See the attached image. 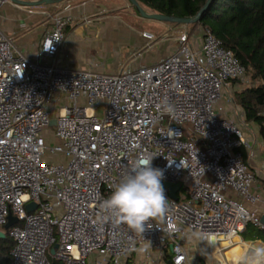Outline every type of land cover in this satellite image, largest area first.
<instances>
[{
  "label": "built area",
  "instance_id": "1",
  "mask_svg": "<svg viewBox=\"0 0 264 264\" xmlns=\"http://www.w3.org/2000/svg\"><path fill=\"white\" fill-rule=\"evenodd\" d=\"M70 20L56 13L32 58L16 54L0 29V230L17 218L5 230L9 264H87L92 254L95 264H125L133 253L149 255L143 264L166 254L169 264H197L194 239L225 264L218 255L247 224L264 231V192L239 150L250 152L251 142L223 114L244 67L202 29L172 34L174 50L151 64L69 68L57 55ZM148 155L162 181L179 187L175 198L165 189L166 216L137 233L104 218L100 205Z\"/></svg>",
  "mask_w": 264,
  "mask_h": 264
},
{
  "label": "crops",
  "instance_id": "2",
  "mask_svg": "<svg viewBox=\"0 0 264 264\" xmlns=\"http://www.w3.org/2000/svg\"><path fill=\"white\" fill-rule=\"evenodd\" d=\"M60 4L62 8L58 13L71 18L64 28L63 43L57 55L60 63L66 67L117 72L123 67L133 68L154 63L175 48L170 37L155 36L154 40H147L142 36L143 32H154L136 26L137 20L143 17L131 11L129 0H63ZM26 7L28 6L13 1L2 5L0 29L11 39L16 54L32 58L37 52L42 35L53 25L52 17L49 19L44 14L31 11L33 7H40L39 5H30L29 9H24ZM137 55L139 57L136 59ZM226 104L223 114L235 120L251 142V153H247V161L256 172L254 187L264 192V141L260 127L245 120L238 104ZM256 240L262 242L260 239ZM192 242L194 248L190 253L191 258L194 261H205L204 255H201L204 252L202 243L195 239ZM135 255L139 258L144 256L142 253ZM164 257L163 260L169 264V255Z\"/></svg>",
  "mask_w": 264,
  "mask_h": 264
},
{
  "label": "trees",
  "instance_id": "3",
  "mask_svg": "<svg viewBox=\"0 0 264 264\" xmlns=\"http://www.w3.org/2000/svg\"><path fill=\"white\" fill-rule=\"evenodd\" d=\"M149 9L164 15L188 18L194 17L207 0H137ZM209 30L222 46L231 50L237 61L244 67L245 73L257 83L246 86L233 93L232 99L243 111L246 121L259 125L264 141V0H209L195 23ZM237 81L233 80L232 82ZM247 160V151L239 149ZM6 236L0 239V264H9L13 240ZM244 240L260 239L264 242V231L247 224L241 233ZM242 240L243 242H245ZM234 242V241H232ZM243 242L235 241L226 248L227 263L235 264V256L240 252L236 246ZM229 241L221 243L222 246ZM223 254V255H224ZM220 255L224 260V256ZM198 264H205L198 259ZM131 258L125 264H129ZM108 264V263H107Z\"/></svg>",
  "mask_w": 264,
  "mask_h": 264
},
{
  "label": "clouds",
  "instance_id": "4",
  "mask_svg": "<svg viewBox=\"0 0 264 264\" xmlns=\"http://www.w3.org/2000/svg\"><path fill=\"white\" fill-rule=\"evenodd\" d=\"M153 157H140L130 172L112 187L110 195L100 205L104 218L143 233L149 221L166 216L170 203L162 184L164 172L152 167ZM201 239L213 244L210 236ZM235 264H264V242L243 247L235 256Z\"/></svg>",
  "mask_w": 264,
  "mask_h": 264
},
{
  "label": "rangeland",
  "instance_id": "5",
  "mask_svg": "<svg viewBox=\"0 0 264 264\" xmlns=\"http://www.w3.org/2000/svg\"><path fill=\"white\" fill-rule=\"evenodd\" d=\"M10 2H11V0H4V2L2 4H0V7L2 5H4L5 3H10ZM59 4H60V2H54V3H50V4H41V5H39L40 7H38V8L37 7H33L32 9H44L46 11L44 16L50 19L51 17H53L56 13H58L61 10L62 5L61 4L59 5ZM140 5L148 12L153 11V10L149 9L148 7H145L142 4H140ZM130 8L132 9L131 11H133L137 15H139V13L132 6H130ZM24 9H29V6L24 8ZM137 21L138 22L136 23V26L139 29H144L145 28V29H147L149 31L154 32V35L155 36H159V38L160 37L161 38H165L164 36H166V37H170L171 40H172V34H175V33L179 32L180 30H185L189 34H191L192 36H199V34L201 33V31L203 29L198 24H179V23H173V22H162V21H158V20H155V19H151V18H141V19H139ZM160 27H164V28L162 29ZM164 32H166V33H164ZM175 45H176V43H175ZM138 57H139V55L136 56V59ZM254 83H257V81L252 79L250 74L245 73L244 76L241 79L233 82L234 85H233V87H231L232 91L230 93L232 95V93H234V91L240 90V89H242V88H244L246 86L253 85ZM66 103H67V101H65L64 104H66ZM59 105H62V101H60ZM52 129H53V127H52ZM50 143L52 144V141ZM241 238L242 237H239V236L238 237H233V239L231 241H234V242L237 241L238 242V240H239V241L243 242L242 241L243 238L242 239ZM244 241L245 242H243L241 245L236 246V248H238L240 251L242 250L243 247H245L247 245L259 242L257 240H255L256 242H251L253 240H244ZM233 244H236V243H233ZM198 246H199V248H201V245H198ZM203 250L205 252V247L203 248ZM225 251H227V249ZM225 251H224V253H225ZM204 252H201L202 254L201 253L200 254L204 255V260L206 259L204 261L205 264H221V262H219L218 260L212 259L210 256L204 254ZM134 255H135V253L132 254L131 262L129 264H143L144 261H146V260L148 261L149 260V255H146L145 253L142 254V255H145L142 258H139L138 255H135V256ZM220 255L221 254H219L218 256L222 259V257ZM95 256H96L95 254H92L90 257H88L87 264H95V261H93L94 259H96ZM223 256H224L225 260L222 259V261L225 264H229V263H227V261L229 260V257L225 256V254ZM192 260H193V258H192ZM161 264H167V263L164 260H162Z\"/></svg>",
  "mask_w": 264,
  "mask_h": 264
},
{
  "label": "water",
  "instance_id": "6",
  "mask_svg": "<svg viewBox=\"0 0 264 264\" xmlns=\"http://www.w3.org/2000/svg\"><path fill=\"white\" fill-rule=\"evenodd\" d=\"M11 1L25 6H30V5L50 4L54 2H61L63 0H11ZM129 2L134 7V9L139 13V15L143 18H151L162 22L190 24V23H195L199 20L200 14L207 7L209 0L206 1L205 5L200 9V11L194 17H188V18H179L169 15H164L154 11L148 12L140 5V3L137 0H129ZM54 123H55V119L52 118L50 120V126L54 125ZM162 184L164 186V189L168 191L169 195L172 198H175V191L178 189L179 184L170 185V183L166 181H162ZM34 206H35L34 203H29L26 205V208L27 210H32ZM16 221H17L16 217L12 215L8 216V220L4 225L3 230H0V239L6 236L5 230L8 229ZM261 221L264 222V216L261 217Z\"/></svg>",
  "mask_w": 264,
  "mask_h": 264
},
{
  "label": "bare ground",
  "instance_id": "7",
  "mask_svg": "<svg viewBox=\"0 0 264 264\" xmlns=\"http://www.w3.org/2000/svg\"><path fill=\"white\" fill-rule=\"evenodd\" d=\"M225 241H223L222 243H224Z\"/></svg>",
  "mask_w": 264,
  "mask_h": 264
}]
</instances>
